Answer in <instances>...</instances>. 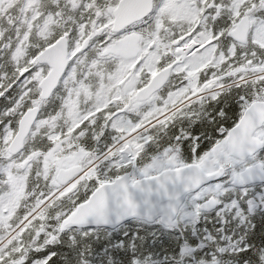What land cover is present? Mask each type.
Wrapping results in <instances>:
<instances>
[{"label": "snow or ice", "instance_id": "6c2138e0", "mask_svg": "<svg viewBox=\"0 0 264 264\" xmlns=\"http://www.w3.org/2000/svg\"><path fill=\"white\" fill-rule=\"evenodd\" d=\"M0 264H264V0H0Z\"/></svg>", "mask_w": 264, "mask_h": 264}]
</instances>
